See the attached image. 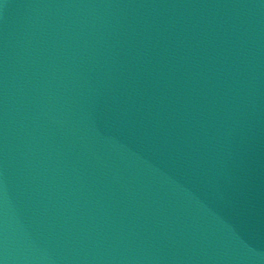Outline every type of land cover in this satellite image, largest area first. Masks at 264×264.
Returning a JSON list of instances; mask_svg holds the SVG:
<instances>
[{"label":"water","instance_id":"1","mask_svg":"<svg viewBox=\"0 0 264 264\" xmlns=\"http://www.w3.org/2000/svg\"><path fill=\"white\" fill-rule=\"evenodd\" d=\"M0 264H264V0H0Z\"/></svg>","mask_w":264,"mask_h":264}]
</instances>
